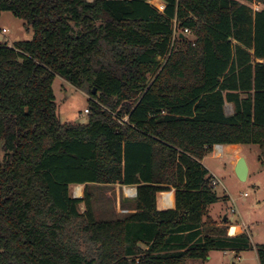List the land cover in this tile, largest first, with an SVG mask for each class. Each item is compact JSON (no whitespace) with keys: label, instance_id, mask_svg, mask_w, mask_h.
Here are the masks:
<instances>
[{"label":"trees","instance_id":"16d2710c","mask_svg":"<svg viewBox=\"0 0 264 264\" xmlns=\"http://www.w3.org/2000/svg\"><path fill=\"white\" fill-rule=\"evenodd\" d=\"M254 3L0 0L34 30L0 44V264H185L254 248L205 220L220 197L202 163L216 144L264 149ZM57 76L90 94L87 123L61 120ZM79 184L136 186L134 211L99 221L72 195Z\"/></svg>","mask_w":264,"mask_h":264},{"label":"rangeland","instance_id":"374dc122","mask_svg":"<svg viewBox=\"0 0 264 264\" xmlns=\"http://www.w3.org/2000/svg\"><path fill=\"white\" fill-rule=\"evenodd\" d=\"M157 3L156 5L160 7ZM253 6L264 8L263 4L254 3ZM180 31L181 29L177 28V32ZM186 33L190 39H194L192 31ZM33 36V28L28 26L23 18L9 10L1 13L0 44H5L8 40L15 43L31 40ZM175 40L179 47L180 43L184 46L178 35L175 36ZM54 90L59 115L64 123L88 122V114L85 112L89 107L88 92L75 87L60 76L55 78ZM225 110L227 114H232L233 105L227 103ZM242 147L241 151L233 154L224 148L223 156H214V152L211 151L205 158L209 171L222 180V184L214 187L220 200L208 206L205 220L211 219L216 225L226 227L229 236L243 233L241 229L230 228L231 233L229 231L231 223L247 225L249 229L247 234L249 233L254 248L239 251L213 249L207 258H187L185 264H260L255 247L264 244V149L256 144H243ZM237 155L245 156L249 165L250 172L246 180H241L237 176ZM1 160L2 142L0 162ZM77 189L78 185L71 186L72 195L77 196ZM82 190V195L77 197L84 198L87 204L85 201L80 204L81 211H85L88 205L89 214L99 221L123 218L132 213L136 206V196H128L119 184H83ZM158 201L160 202L159 199ZM225 216L228 218L227 221L223 220ZM89 246L91 248V245L84 244L83 249L88 251Z\"/></svg>","mask_w":264,"mask_h":264},{"label":"built area","instance_id":"2783aa9c","mask_svg":"<svg viewBox=\"0 0 264 264\" xmlns=\"http://www.w3.org/2000/svg\"><path fill=\"white\" fill-rule=\"evenodd\" d=\"M255 9H259V8H256L255 7ZM186 31L189 32L190 30L189 29H186ZM85 112L88 114L89 113V109L87 108L85 110ZM212 151L214 152V156H223L224 155V148H223L222 145H219V144L214 145ZM202 163H203V161H202ZM210 173L212 174L211 184L213 185V187H217L219 184H222V180H220L217 175H215L212 172H210ZM121 186L124 188V190H125V192H126V194L128 196H132V197L134 196L135 197L137 195V187H133L132 185H121ZM157 202H159V201H157ZM159 205L161 206V203L160 202H159L158 206ZM164 208H169V207H164ZM231 225H233V223H231L230 226ZM235 225L239 226L242 232H246L247 233L248 230H249L248 229V226L245 225V224H235Z\"/></svg>","mask_w":264,"mask_h":264},{"label":"water","instance_id":"95a60500","mask_svg":"<svg viewBox=\"0 0 264 264\" xmlns=\"http://www.w3.org/2000/svg\"><path fill=\"white\" fill-rule=\"evenodd\" d=\"M94 91H96V89H94ZM236 173H237V176L241 180H246L248 178L249 166H248L247 160L244 156H241L238 159V162L236 165ZM75 197H77V196H75ZM224 221H227V216L224 217Z\"/></svg>","mask_w":264,"mask_h":264},{"label":"crops","instance_id":"0c3cea01","mask_svg":"<svg viewBox=\"0 0 264 264\" xmlns=\"http://www.w3.org/2000/svg\"><path fill=\"white\" fill-rule=\"evenodd\" d=\"M14 43L15 42H13V41H11V40H8V42H7V44H8V46H12V45H14ZM233 105V104H232ZM222 146H223V148H226L228 151H229V153L230 154H233V152H239V151H241L242 150V146H243V144H229V145H223L222 144ZM208 156V154L205 156V158ZM241 156L240 155H237V159H239ZM245 157V156H244ZM205 158L203 159V163L205 164ZM205 166H207L206 164H205ZM249 166V165H248ZM249 172H250V169H249ZM248 176H249V174H248ZM174 193H175V190H174ZM157 204H158V202H157ZM171 208H175V206L174 207H171ZM158 209H168V208H162L160 205L158 206ZM228 219V218H227ZM224 220V219H223Z\"/></svg>","mask_w":264,"mask_h":264},{"label":"bare ground","instance_id":"6f19581e","mask_svg":"<svg viewBox=\"0 0 264 264\" xmlns=\"http://www.w3.org/2000/svg\"><path fill=\"white\" fill-rule=\"evenodd\" d=\"M161 8H163L164 6H163V3H157ZM82 185H78V189H77V196H80V195H82Z\"/></svg>","mask_w":264,"mask_h":264}]
</instances>
